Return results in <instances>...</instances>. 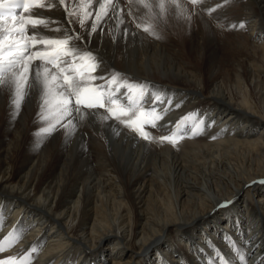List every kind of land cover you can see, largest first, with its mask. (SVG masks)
I'll use <instances>...</instances> for the list:
<instances>
[{
  "label": "bare ground",
  "instance_id": "6f19581e",
  "mask_svg": "<svg viewBox=\"0 0 264 264\" xmlns=\"http://www.w3.org/2000/svg\"><path fill=\"white\" fill-rule=\"evenodd\" d=\"M101 2L66 0L74 15L36 9L58 21L36 34L78 33L84 42L70 46L97 58L95 75L143 87L160 109L151 139L104 109L46 135L41 105L55 101L38 83L19 111L0 90V259L264 264V0H112L96 21ZM54 113L44 109L53 123Z\"/></svg>",
  "mask_w": 264,
  "mask_h": 264
},
{
  "label": "snow or ice",
  "instance_id": "6c2138e0",
  "mask_svg": "<svg viewBox=\"0 0 264 264\" xmlns=\"http://www.w3.org/2000/svg\"><path fill=\"white\" fill-rule=\"evenodd\" d=\"M190 2L196 5L201 0H190ZM57 5L63 7L68 15H74L69 12L66 0H55V2L53 0H0V90L9 89L12 92L11 103L17 111L28 94V90L33 87L30 78L42 87L45 97H52L54 104L45 99L41 105L40 119L49 121L48 126L41 129L43 134L52 135L57 128L67 130L69 126H72L74 131L75 126L73 120L70 119L73 113L83 119V110L104 109L108 115H104L102 119L116 120L130 127L144 140H150L151 136L145 130V125L155 127L154 120L147 118L148 114L143 111L136 116V119H121L129 114V109L119 105L115 93L110 90V85L115 83L116 77L113 76L110 81H106L103 75H95L100 67L97 58L91 52L79 54L76 48L70 46L73 41L84 42L78 33L66 35L64 39L38 38L36 33L39 28H48L50 24H56L58 21L39 18L40 14L35 10H50ZM159 7L163 10L164 4L161 3ZM114 8L112 0L101 2L99 12L96 13V21L108 15L109 10H114ZM16 9L21 10L19 15H16ZM209 11H215V9ZM84 15L86 18L90 13L86 12ZM80 23L83 25L84 19ZM239 27L243 28L244 24L241 23ZM29 28L32 30L31 35L28 34ZM50 30L60 32L61 28ZM95 30L94 24L92 31L95 32ZM37 45H42V50L33 51ZM36 60L40 61L39 65L34 64ZM97 80L105 82L96 84ZM129 92H132L131 88ZM143 93L144 89L141 87L139 89L141 98ZM135 95L137 93L129 96L130 103ZM156 99L159 100L160 97L157 96ZM53 108L55 109L54 123L50 122L49 115L44 114V109L51 112ZM65 120L67 123H64ZM193 134H196L195 129H193ZM165 141L173 145L178 142L172 136L159 138V142ZM230 203V201H225L219 206L226 207ZM17 239L18 237L13 236L12 233L5 237L9 247ZM5 250L4 244L0 243V253ZM240 259L243 260L244 257L241 256ZM218 260L220 264H228L222 256L218 257ZM29 261L30 256H25L19 261L15 256H9L6 259H0V264H29Z\"/></svg>",
  "mask_w": 264,
  "mask_h": 264
},
{
  "label": "rangeland",
  "instance_id": "374dc122",
  "mask_svg": "<svg viewBox=\"0 0 264 264\" xmlns=\"http://www.w3.org/2000/svg\"><path fill=\"white\" fill-rule=\"evenodd\" d=\"M116 77V80H115V83H112V87L114 86V85H116V84H118V83H120L121 84V80L117 77V76H115ZM136 89H138V88H136ZM134 92V91H133ZM121 119H135V114L133 113H130V114H128L127 116H124V117H121ZM155 120H156V117H155V119H154V122H155ZM146 129H148V127H145ZM176 133H178V135H179V133H180V126L178 127V130H177V132Z\"/></svg>",
  "mask_w": 264,
  "mask_h": 264
}]
</instances>
